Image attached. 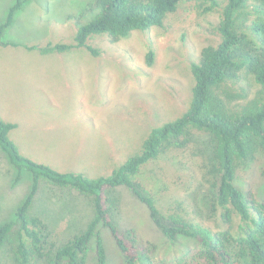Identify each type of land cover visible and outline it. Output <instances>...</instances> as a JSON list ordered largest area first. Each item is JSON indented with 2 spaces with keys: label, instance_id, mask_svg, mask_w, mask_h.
I'll return each instance as SVG.
<instances>
[{
  "label": "rangeland",
  "instance_id": "1",
  "mask_svg": "<svg viewBox=\"0 0 264 264\" xmlns=\"http://www.w3.org/2000/svg\"><path fill=\"white\" fill-rule=\"evenodd\" d=\"M15 1L0 0V22ZM91 1L32 0L16 13L4 38L20 45L0 46V118L17 124L9 138L21 154L61 172L94 178L109 174L137 153L151 128L187 109L194 83L190 65L199 61L203 47L219 41L216 26L221 8L204 11L209 1L183 0L165 16L161 27L132 30L115 42L105 34L90 36L87 43L99 50L97 55L85 47L50 53L24 47L73 43L78 27L97 11L84 12ZM149 50L154 53L151 64L146 61ZM258 87L244 72L231 86L239 95L246 89L250 97ZM210 141L208 132L191 128L183 144L146 163L134 178L162 213L218 230L226 227L224 208L206 204L214 182L209 173ZM252 148V154L239 161L236 183L263 199L264 151L256 145ZM16 174L0 148V222L14 218L29 189V175L21 173L16 181ZM113 197L114 223L134 228L141 243L153 249L149 262L137 264H187L183 257L196 247L194 240L183 236L168 240L126 188H115ZM92 212L89 196L42 180L31 213L46 224L45 255L21 263L13 254L16 242H6L0 246V264H57L55 249L83 230ZM239 223L232 212L234 233ZM17 229L15 225L9 240ZM100 229L105 264H126L108 230ZM86 264H98L93 243ZM232 264L245 263L234 259Z\"/></svg>",
  "mask_w": 264,
  "mask_h": 264
},
{
  "label": "trees",
  "instance_id": "2",
  "mask_svg": "<svg viewBox=\"0 0 264 264\" xmlns=\"http://www.w3.org/2000/svg\"><path fill=\"white\" fill-rule=\"evenodd\" d=\"M32 0H16L0 22V46H18L5 39V32L16 13ZM183 0H93L84 12L97 10L93 17L80 25L73 43H55L45 46L25 45L40 53L63 52L73 47H85L97 55L99 50L87 43L92 35L105 34L111 42L126 37L132 30H146L163 26L168 13L176 10ZM210 4L204 11L221 8V20L216 45L203 47L198 62L190 65L193 77L191 99L187 109L173 120L154 126L142 139L139 151L107 175L91 178L82 172H61L49 165L36 162L21 154L9 138L16 123L0 118V148L15 167L18 181L26 174L30 185L24 198L17 204L14 218L0 222V246L16 242L14 258L28 263L45 255L46 224L31 213L35 196L42 180L62 189H74L89 196L93 209L85 228L55 249L54 263L86 264L93 243L95 259L105 264L106 250L101 228L108 230L126 264L151 260L152 247L142 244L132 227H118L111 218L115 198L113 190L126 188L145 206L152 224L168 240L179 236L191 238L196 247L183 257L187 264H232L237 259L245 264H264V198H256L236 183L239 161L252 154V146L264 151V0H205ZM252 16V17H251ZM153 51L146 54L151 64ZM252 77L259 86L252 97L242 88L240 94L231 86L242 77ZM241 100L234 101V98ZM191 128L210 134L209 173L214 182L209 187L207 205L224 208L223 229L213 230L200 223H192L178 214H164L152 195L134 176L139 169L172 146L183 144ZM24 174V175H23ZM232 212L241 223L237 233L232 230ZM17 233L9 240L13 227ZM149 264V263H148Z\"/></svg>",
  "mask_w": 264,
  "mask_h": 264
},
{
  "label": "crops",
  "instance_id": "3",
  "mask_svg": "<svg viewBox=\"0 0 264 264\" xmlns=\"http://www.w3.org/2000/svg\"><path fill=\"white\" fill-rule=\"evenodd\" d=\"M16 127H17V124H16ZM16 127H15V128H13V129H16ZM13 129H12V130H13Z\"/></svg>",
  "mask_w": 264,
  "mask_h": 264
}]
</instances>
